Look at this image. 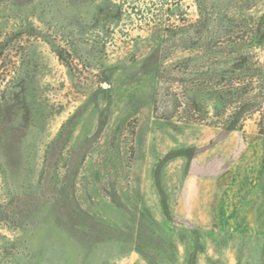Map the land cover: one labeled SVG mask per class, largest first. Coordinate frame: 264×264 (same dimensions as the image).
<instances>
[{
  "label": "rangeland",
  "instance_id": "obj_1",
  "mask_svg": "<svg viewBox=\"0 0 264 264\" xmlns=\"http://www.w3.org/2000/svg\"><path fill=\"white\" fill-rule=\"evenodd\" d=\"M245 12L264 0H0V264H264L259 116L183 105Z\"/></svg>",
  "mask_w": 264,
  "mask_h": 264
},
{
  "label": "trees",
  "instance_id": "obj_2",
  "mask_svg": "<svg viewBox=\"0 0 264 264\" xmlns=\"http://www.w3.org/2000/svg\"><path fill=\"white\" fill-rule=\"evenodd\" d=\"M211 24L207 52L212 63L204 68L197 60L186 62L182 82L185 110L191 113V120L208 116L202 101L206 97L222 128L241 131L248 120L258 115V127L264 135V60L256 61L251 53L252 48L264 51V15L255 18L245 12L239 20L224 15ZM7 43L0 45V62ZM231 60H235L233 64ZM4 77L1 75L0 81ZM146 259L154 264L149 257Z\"/></svg>",
  "mask_w": 264,
  "mask_h": 264
}]
</instances>
